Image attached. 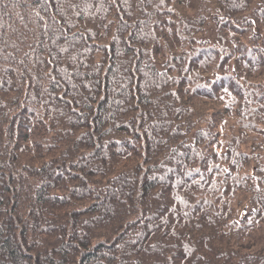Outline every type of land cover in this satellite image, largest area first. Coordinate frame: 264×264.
Instances as JSON below:
<instances>
[{
  "label": "trees",
  "instance_id": "trees-1",
  "mask_svg": "<svg viewBox=\"0 0 264 264\" xmlns=\"http://www.w3.org/2000/svg\"><path fill=\"white\" fill-rule=\"evenodd\" d=\"M0 264H264V0H0Z\"/></svg>",
  "mask_w": 264,
  "mask_h": 264
}]
</instances>
